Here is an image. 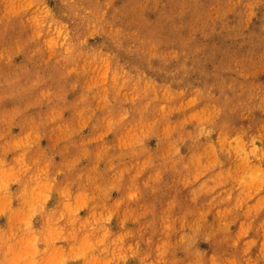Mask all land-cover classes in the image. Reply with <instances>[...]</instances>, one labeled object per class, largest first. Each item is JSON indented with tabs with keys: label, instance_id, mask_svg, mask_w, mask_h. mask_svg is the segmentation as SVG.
Instances as JSON below:
<instances>
[{
	"label": "rangeland",
	"instance_id": "374dc122",
	"mask_svg": "<svg viewBox=\"0 0 264 264\" xmlns=\"http://www.w3.org/2000/svg\"><path fill=\"white\" fill-rule=\"evenodd\" d=\"M0 264H264V0H0Z\"/></svg>",
	"mask_w": 264,
	"mask_h": 264
}]
</instances>
